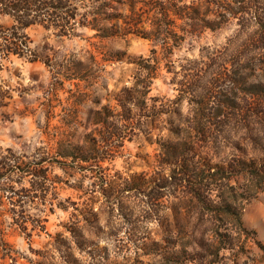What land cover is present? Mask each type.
Segmentation results:
<instances>
[{
	"label": "rangeland",
	"instance_id": "rangeland-1",
	"mask_svg": "<svg viewBox=\"0 0 264 264\" xmlns=\"http://www.w3.org/2000/svg\"><path fill=\"white\" fill-rule=\"evenodd\" d=\"M103 1L110 6L104 17L111 18L127 11L124 0H87L86 4L79 5L80 12L93 10ZM201 7L207 10L204 3ZM208 16L220 19L216 14ZM172 20L174 37L162 47L160 42L136 33L124 34L123 30L116 36L102 37L95 30L84 28L76 35L65 36L53 29L34 26L28 29L31 47L42 59L51 62V66L42 60L31 62L14 55L9 60H0V137L13 146L19 145L17 152L30 155L35 151L33 148L37 149L36 140L46 144L43 149L50 154L59 146H107L108 149L102 168L87 169L69 163L46 165L53 179L50 194L69 205L71 211L56 208L47 223L49 234L34 233L32 238L10 224V217H6L1 226L6 256L2 258L0 254V264H264V188L252 193L250 201L240 198L236 202L243 209V226L249 230V233L241 230V234L236 229L240 227L228 216L212 227L211 216L207 220L202 216L196 200L174 198L169 188L164 190L165 197L155 202L160 213L153 212L147 198L135 191L116 193L112 198L99 191L102 171L106 172L104 188L107 191L114 186L120 189L126 181L130 182L129 175L135 173L143 175L146 181L155 177L154 181L159 182L158 174L172 168L162 163V147L169 143L186 141L183 147L192 149L189 158L206 157L214 163L263 154L264 120L225 108V117L221 118L226 125L214 127L212 114L215 110H205L201 104L208 101L211 108L217 97L248 99L240 91L246 85L239 90L222 83L209 95V81L218 78L221 71L213 65L199 63L200 60L209 61L208 56L214 48L223 50L221 46L227 39L236 35L237 19L226 17L222 27L203 28L193 34L182 30V27L188 28L183 20L175 17ZM103 24L115 30L120 25L115 19L103 21ZM150 29L149 22L144 21L136 32ZM147 58L159 60V64L151 63L158 68L151 80L139 64H146L142 60ZM224 69L223 74H234L230 67ZM186 76L200 78L196 82L198 87H192V82L186 89L189 84ZM236 76H248L247 85L264 82V66L241 70ZM139 80H149V87L143 89L146 100L151 105L157 99V106L165 113L155 116L150 112V118L123 121L125 132L103 142L105 128L96 123L97 113L107 107L111 114H117L115 94ZM220 91L222 94L217 93ZM109 122L121 126L119 117H112ZM198 123L206 124V130L198 132L195 129ZM57 168L63 171V176L56 172ZM14 170L11 185L23 187L27 180L34 190L32 175L18 181L21 173ZM86 180L90 182L88 185H85ZM249 183L248 179L240 178L238 184L245 188ZM157 184L149 182L148 188H156ZM16 199L17 196L0 187V213L9 214L11 208L24 210L34 218L42 213L43 206L35 203L37 201L23 203L19 199L18 205L13 206ZM74 206L86 207V216L91 218H94V210L97 217L94 221L78 222L82 216ZM62 214L64 219H61ZM77 222L89 241L82 248L72 240L63 243L65 238H71L66 226ZM217 226L218 232L235 235L236 251L222 249L216 257L207 254L212 249L201 248L204 243L216 247ZM179 230H188L191 234L182 236ZM58 233L63 245L55 243L54 236ZM183 251L186 257L195 254L198 257L186 261L179 254ZM200 254L207 257L203 259Z\"/></svg>",
	"mask_w": 264,
	"mask_h": 264
},
{
	"label": "trees",
	"instance_id": "trees-1",
	"mask_svg": "<svg viewBox=\"0 0 264 264\" xmlns=\"http://www.w3.org/2000/svg\"><path fill=\"white\" fill-rule=\"evenodd\" d=\"M86 1L0 0V19L2 20L0 21V60H9L14 55L26 58L31 62L42 60L51 66V62L42 59L36 49L31 47L32 39L28 29L34 26H42L47 30L53 29L65 36L76 35L79 33V29L84 28L95 30L102 37L116 36L123 30L124 34L136 33L141 37L160 42L162 47L166 44V41L174 37L172 17L183 20L188 28L182 27V30L191 34L203 28L218 29L222 27L226 17L237 19L238 32L236 35L229 37L227 42L221 46L223 50L214 48L208 56L209 61L200 60L198 62L204 65L208 64L210 67L213 65L214 69L221 71L218 78L209 81L211 83V93L209 95L214 94V88L219 85L222 86V83L235 86L239 90L242 85H246L240 91L246 94L248 99L239 100V97H235L230 100L221 99V97L216 98L215 96L217 101L214 102L211 108L208 106V101L201 102V104H203L205 110H215L212 114V118L215 120L214 127H224L226 125L221 118L225 117V108L234 112L245 113L248 116L250 114L264 120V82H252L247 85L248 76H236L241 70L264 66V0H124L123 5L127 7V11L111 18L104 17L105 10L110 8L109 4L104 1L94 7L93 10H87L85 13L80 12L79 5L86 4ZM203 3L207 10L201 7ZM210 14H216L220 19H210L208 18ZM110 19H115L120 23L119 29L115 30L113 26L103 24V21H110ZM144 21L149 22L151 29L145 30V32H136V28ZM244 34L246 36L241 38V35ZM232 47L233 49H231ZM202 52H204V48ZM153 59H143L142 61H145L146 64L139 62L141 67L146 70V76L149 80L155 78V71L158 69L155 64L151 63L159 64V60ZM225 65L230 67L234 74L231 71H229L231 74H223L222 71L225 70ZM199 79L186 76L189 83L186 89H189L192 82H194L192 87H198L196 82ZM149 80L148 82L139 80L134 86L122 88L115 94L117 114H111L107 107L97 113L96 123L103 124L105 128L102 134L103 142H109L125 132L122 126L123 121L133 122L142 118H150L152 117L149 114L150 112L155 116L165 113L157 106V99H154L151 105L146 100L143 89L149 87ZM183 86H186V84ZM207 91H209V88ZM217 93L222 94L221 91ZM143 97L144 99H142ZM228 116L230 117V115ZM112 117H119L121 126L109 122ZM206 128V124L201 125L198 123L195 129L201 132ZM186 144V141L175 142L162 147L164 157L162 163L170 165L172 168L169 172L158 174L157 180L159 182L154 181L155 177L147 178L146 181L143 175L135 173L129 175L130 182L126 181L124 186H119L120 189L114 186L107 191L104 188V183H107L105 180L106 172L102 171L99 175L102 180L101 183H98L99 191L110 198L114 197L116 193H122L126 190L135 191L147 198V204L153 212L160 213L157 211L155 202L161 201L165 197L164 190L169 188L173 190L171 196L174 198H180L184 201L187 199L196 200V205L202 210V216L206 220L208 216H211L213 220L211 222L212 227L216 225L217 221H223L222 217L228 216L240 227V230L236 228L240 234L241 230L249 233V230L243 226V209L236 202L240 198L250 201L252 193L263 190L264 149L262 148L263 154L261 155L233 157L230 160L214 163L206 157L189 158L188 154L192 149H185L183 146ZM106 147L59 146L52 154L43 148H37L33 153L27 155L30 159L25 160L16 157L14 165L8 164L6 160L0 161V182L3 181L0 187L2 190L17 196L12 205L17 206L18 200L21 199L23 203L37 201L35 203L43 206L42 213L36 218L24 210L14 208H11L9 214L0 213V254L2 258L6 256L3 250L6 242L1 226L4 224L6 217L11 218L10 224L19 228L28 238H32L34 233H48L47 223L50 215L56 212V208L63 211L69 210V205L57 200L50 194L49 189L53 179L50 178L46 165L69 163L87 169H94V166L102 168V163L106 159L105 155L108 153ZM9 152L12 153L13 150L9 149ZM14 168L18 169L22 175H20L18 181L32 175L35 179L32 184L34 190L27 187L16 188L11 185L13 181L11 176L13 172L15 173ZM240 178L248 179L251 183L243 188L238 184ZM233 181L237 184H233ZM149 182L158 183L157 187L148 188ZM34 191L37 193H34ZM74 209L82 216L78 218V222L94 221V218L97 217L94 210H92L94 218L86 216L88 215L86 207L74 206ZM76 215L78 216V214ZM78 222L75 225L66 226L71 233V238H65L63 243L72 240L77 247L82 248L89 241L85 239L83 229L78 225ZM179 231L182 236L186 233L191 234L188 230ZM218 231L219 227L217 226V236H215L218 238V244L216 247L213 248V244L204 243L200 245L201 248L212 249L207 254H214L216 257L219 256L222 249L236 251L235 235L232 232L225 235L223 232ZM60 236L59 233L54 236L57 245H63L59 241ZM184 253L185 251L179 254L186 261L195 260L198 257L196 254L192 257H186ZM200 257L205 259L207 255L200 254Z\"/></svg>",
	"mask_w": 264,
	"mask_h": 264
},
{
	"label": "clouds",
	"instance_id": "clouds-1",
	"mask_svg": "<svg viewBox=\"0 0 264 264\" xmlns=\"http://www.w3.org/2000/svg\"><path fill=\"white\" fill-rule=\"evenodd\" d=\"M29 143H33L32 141H29ZM19 145L13 146L10 143H7L3 137H0V161H5L8 164L14 165L16 163V157H20L23 158L25 160L30 159V157H28L26 154L22 153V152H17L16 148H18ZM35 147L37 148H46L47 145L43 144L40 140H36L35 141ZM13 149V152L10 153L9 149ZM35 150V148H33V151ZM56 172L59 173L61 176L64 175L63 171L60 168L56 169ZM90 182L89 181H85V185H88ZM17 188L21 187V185H16ZM23 187H28L30 188L31 185L28 183L27 180L24 181ZM63 198V196H61V199ZM69 211H71V209H69ZM65 216L62 214L61 215V219H64ZM11 219V218H9ZM35 247V246H34ZM26 249H22V251H24ZM29 256H32V253L29 252L28 253ZM33 259H35V257H32Z\"/></svg>",
	"mask_w": 264,
	"mask_h": 264
}]
</instances>
